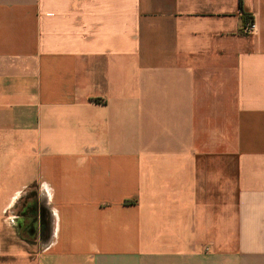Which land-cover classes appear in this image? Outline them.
Here are the masks:
<instances>
[{
    "label": "crops",
    "instance_id": "1",
    "mask_svg": "<svg viewBox=\"0 0 264 264\" xmlns=\"http://www.w3.org/2000/svg\"><path fill=\"white\" fill-rule=\"evenodd\" d=\"M0 264H264V0H0Z\"/></svg>",
    "mask_w": 264,
    "mask_h": 264
},
{
    "label": "built area",
    "instance_id": "2",
    "mask_svg": "<svg viewBox=\"0 0 264 264\" xmlns=\"http://www.w3.org/2000/svg\"><path fill=\"white\" fill-rule=\"evenodd\" d=\"M254 28H255V24H254V22H252V21H248V24H247L246 30H247V31H252Z\"/></svg>",
    "mask_w": 264,
    "mask_h": 264
},
{
    "label": "trees",
    "instance_id": "3",
    "mask_svg": "<svg viewBox=\"0 0 264 264\" xmlns=\"http://www.w3.org/2000/svg\"><path fill=\"white\" fill-rule=\"evenodd\" d=\"M244 19H245V17H244Z\"/></svg>",
    "mask_w": 264,
    "mask_h": 264
}]
</instances>
